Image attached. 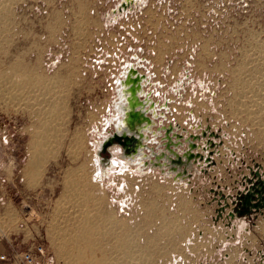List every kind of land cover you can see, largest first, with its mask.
Returning a JSON list of instances; mask_svg holds the SVG:
<instances>
[{
    "label": "rangeland",
    "instance_id": "374dc122",
    "mask_svg": "<svg viewBox=\"0 0 264 264\" xmlns=\"http://www.w3.org/2000/svg\"><path fill=\"white\" fill-rule=\"evenodd\" d=\"M124 1L0 0V244L42 239L52 264H90L96 242L109 245L91 223L110 216L135 233L142 257L131 264H229L219 256L244 248H261L260 261L246 263L264 264V213L229 227L227 208L215 207L236 162L187 186L174 171L122 159L104 176L97 158L113 157L98 151L115 130L104 129L110 81L137 52L151 59L160 96L176 97L179 119L196 126L191 133L219 134L211 167L244 142L248 161L264 169V0H135L120 9Z\"/></svg>",
    "mask_w": 264,
    "mask_h": 264
},
{
    "label": "water",
    "instance_id": "95a60500",
    "mask_svg": "<svg viewBox=\"0 0 264 264\" xmlns=\"http://www.w3.org/2000/svg\"><path fill=\"white\" fill-rule=\"evenodd\" d=\"M144 76L141 75L137 69L133 66H130L127 73L125 74L124 83H128L130 89L134 88L135 91H140L142 89V80ZM121 84V82H120ZM144 92L141 94V96ZM149 96V95H148ZM147 98H143L145 101ZM139 100V98H138ZM142 102L139 100V106H143L141 112L143 117L147 122L152 123L155 126L154 118H157L158 114L155 110V103L150 101L149 108H146L147 101ZM145 105V106H144ZM136 114L135 112H133ZM115 126V125H114ZM157 130L150 131V136L146 137V141H155L157 138H163L165 149L157 152L153 146H149L148 142L144 144V139L137 136L134 133L129 132H119L116 129L112 134L105 137L102 142V146L99 151H108L111 146L114 144L121 145L122 149L126 153H131L135 150L136 143L139 142L141 146L145 148L147 159L144 166L148 164L162 166L161 163L164 161V158H167L169 163V168L172 172L174 171L177 179L182 177H187L192 175L190 169H194V164L200 165V161H205L208 167H211L216 163L213 155L215 153L219 154L218 147L221 145L220 142L214 141L213 137H219V134L216 132H209L207 129H203L199 134H190V137H185L182 132L174 130V126H159ZM185 142L188 143L186 148H180L179 146L183 145ZM204 143V144H203ZM262 165L256 164L255 167H250L249 175H246L243 179V188L237 190L236 194L225 195L220 193L219 203L221 205L220 213L225 211L226 208L230 206L229 199L231 198L240 207L245 208L248 212H252V209H255V212L258 213L264 209V174L261 172ZM234 214V212H232ZM235 215V214H234Z\"/></svg>",
    "mask_w": 264,
    "mask_h": 264
},
{
    "label": "bare ground",
    "instance_id": "6f19581e",
    "mask_svg": "<svg viewBox=\"0 0 264 264\" xmlns=\"http://www.w3.org/2000/svg\"><path fill=\"white\" fill-rule=\"evenodd\" d=\"M138 1V0H137ZM2 8V7H1ZM0 8V10H1ZM8 8V7H7ZM18 66H14V72L16 74L17 70H18ZM21 68V67H20ZM6 71V70H5ZM12 73V74H13ZM22 74V73H21ZM22 77V75H21ZM32 78V77H31ZM35 78V77H34ZM40 80H42V78L40 77ZM124 80V79H123ZM14 81V79H13ZM23 81V80H22ZM37 81V80H36ZM45 81V80H43ZM50 81V80H48ZM20 82V81H18ZM33 82V81H31ZM121 84L118 88V92H117V96L116 99L114 101V111L112 113L111 118H108L107 121L110 122H114L115 125V129L119 132H131L136 134L139 137H142L144 139V144H146V139L145 136L151 138V133L150 131L153 130H157L154 129V125H152V123L149 122H145L143 120H146L143 116V113L141 112V109L143 106H139V100L142 102L144 101L143 98L141 97V94L143 93V88L140 89V91H135L136 89L132 88L130 89L129 84L128 83H124L123 81H120ZM21 83V82H20ZM29 83V82H28ZM40 92V91H39ZM17 95V94H16ZM21 97V96H20ZM147 98V100L145 99V101H147L146 104V108H149V103L151 101L150 97L146 94L145 96ZM139 98V100H138ZM18 99V98H17ZM144 101V102H145ZM145 106V105H144ZM133 112H137L136 114H134ZM60 119V118H59ZM58 122V121H57ZM62 122V121H61ZM45 127V126H44ZM43 127V128H44ZM148 127L149 128V132L145 131V128ZM47 131V130H46ZM38 132V131H37ZM36 132V133H37ZM39 134V133H38ZM41 134V133H40ZM106 134H103V136H105ZM39 137V136H38ZM107 137V135L105 136ZM44 139V138H43ZM36 141V140H35ZM42 141V140H41ZM102 142L103 139L98 140V149L100 150L101 146H102ZM118 145L114 144L113 146H111L109 149L112 152L113 157L109 160L108 163H104L102 158L100 157V155H97L100 164L102 165V172L103 175L106 176L109 173V170L115 166V159H122L124 160L126 163L128 164H134L136 165V169H142L145 161L147 159V154L145 151V148L143 146H141V144L139 142L136 143L135 146V150L132 151L131 153H126L124 150H121V148H117ZM98 150V151H99ZM167 160V158H164V161H162L161 165H163V163H165V161ZM34 156L31 159V164L34 163ZM36 161V160H35ZM40 162V161H38ZM36 163V162H35ZM148 166L150 167H154L155 165L153 164H148ZM263 167V166H262ZM164 173H166V175H172V171L171 170H165ZM73 188V187H72ZM78 188V187H77ZM71 189V188H70ZM76 192V191H75ZM88 194V193H86ZM85 197V196H84ZM87 201V200H86ZM80 202V201H79ZM88 202V201H87ZM88 204V203H87ZM122 205V204H121ZM82 207V206H81ZM65 208V207H64ZM78 211V209H76ZM83 210V209H82ZM76 211V212H77ZM88 211V210H87ZM80 213V212H78ZM82 213V212H81ZM94 214V212L92 213ZM85 215V213H84ZM99 214L97 213L96 216H98ZM80 216V215H79ZM90 216V215H89ZM77 218V217H76ZM99 218V217H98ZM85 219V218H84ZM89 219V218H87ZM85 219V220H87ZM93 219V217H92ZM99 220V219H98ZM96 221L93 220V224L91 223V225L93 227H91L90 231H92V233H99L100 231L106 232V234H109V245L108 247L103 246V243L100 244L99 242L97 243V246L99 247V250L97 251L96 249V253H93V258L91 257L90 259V264H105L104 262H108L109 260H111V263L113 262V264H131L132 259L133 260H140L142 257V251H141V247L137 248L138 245H135L136 242L134 239L133 234L131 230H129L126 227H122L121 225L119 227H122V230H118L115 225L116 222L114 223L115 225L113 226L111 224V217H107L106 219H101V221ZM89 221V220H88ZM87 221V222H88ZM76 222V221H75ZM78 222V220H77ZM83 222V220H82ZM86 222V223H87ZM84 223V224H86ZM89 224V223H87ZM79 225V224H78ZM88 225H86L87 227ZM85 227V226H84ZM81 230H83V228L79 227ZM89 228V227H88ZM77 229V227H76ZM120 229V228H119ZM87 230V229H86ZM84 231V230H83ZM89 231V230H88ZM80 232V231H79ZM83 233V232H80ZM79 233V234H80ZM91 233V232H89ZM68 235V234H67ZM85 235V234H83ZM81 236V235H79ZM84 237V236H83ZM86 237V235H85ZM100 237V236H99ZM151 237V236H150ZM153 237V236H152ZM73 238V236H72ZM93 239V238H92ZM155 239V238H154ZM72 240V239H71ZM96 240V239H94ZM157 240V239H156ZM155 240V241H156ZM90 241V240H89ZM106 242V241H105ZM157 242V241H156ZM92 243V242H91ZM138 243V242H137ZM70 243H68L69 245ZM155 244V243H154ZM157 244V243H156ZM67 245V246H68ZM89 245V244H88ZM149 245V244H148ZM74 246V245H73ZM79 246V245H78ZM93 246V245H92ZM154 246V245H153ZM84 247V246H83ZM67 248V247H66ZM77 248V247H75ZM79 248V247H78ZM81 248V247H80ZM131 248H133V250L131 251ZM135 248V249H134ZM154 249V248H153ZM78 250V249H77ZM148 250V249H146ZM79 251V250H78ZM84 251H86L84 249ZM88 251V250H87ZM83 251H81L82 254ZM158 252V251H157ZM156 252V253H157ZM68 253V252H67ZM84 253V252H83ZM87 253V252H86ZM153 253V252H152ZM155 253V252H154ZM73 254V253H72ZM69 255V254H68ZM76 255V254H75ZM88 255V254H86ZM85 255V256H86ZM155 255V254H154ZM158 255V254H157ZM65 256V255H64ZM78 256V255H77ZM84 256V255H83ZM74 257V256H73ZM79 257V256H78ZM82 258V257H81ZM86 258V257H85ZM90 258V256H89ZM73 259V258H71ZM70 260V259H69ZM89 260V259H88ZM75 261V260H74ZM70 262V261H68ZM86 263V262H84ZM147 263V262H146ZM145 263V264H146ZM73 264V263H72ZM76 264V263H74ZM80 264V263H79ZM87 264V263H86Z\"/></svg>",
    "mask_w": 264,
    "mask_h": 264
},
{
    "label": "built area",
    "instance_id": "2783aa9c",
    "mask_svg": "<svg viewBox=\"0 0 264 264\" xmlns=\"http://www.w3.org/2000/svg\"><path fill=\"white\" fill-rule=\"evenodd\" d=\"M131 2L133 3L135 0H125L120 9H126L128 4H131ZM122 61L123 63L120 65L118 73L114 75L110 81V85L115 91V95L118 92L120 81L125 78V74L127 73L129 67L133 66L141 75L144 76V79L142 80L144 94L141 97L145 98L147 94L149 95L152 102L155 103V110L158 114L157 118H154L156 123L154 126L155 128H158L159 126L173 125L175 131L180 132V130H182V133H189L188 129H190V127H196L194 124L189 123V121L179 119V110H182V108H180L178 105L179 102H177L176 97L174 98L173 96H170L171 93L167 92L166 94L160 96L161 90L165 91V88L161 89L162 85L159 83L160 80L157 79L158 73L157 71L152 70V66L154 65H152L151 59L147 58L146 56L139 55L137 52H132L129 56V59H124ZM177 90L180 92L179 88H172V92ZM110 124L114 125V122L109 123V121H107L105 123L106 128L104 129H107ZM112 133L113 132H109L106 135L109 136ZM105 136L103 137L105 138ZM47 255V247L40 243L28 249H19L12 243H4L2 248L0 246V264H52V262L48 260Z\"/></svg>",
    "mask_w": 264,
    "mask_h": 264
},
{
    "label": "crops",
    "instance_id": "0c3cea01",
    "mask_svg": "<svg viewBox=\"0 0 264 264\" xmlns=\"http://www.w3.org/2000/svg\"><path fill=\"white\" fill-rule=\"evenodd\" d=\"M153 128L156 129L155 127H153ZM181 131L182 130H180V132ZM188 131H189V134L186 133V132L183 133L185 135V137H190L191 130L188 129ZM194 132H196V131H194ZM162 139L163 138H160V137L156 139V143H159V144H157L154 149L157 152H160L161 150L165 149L164 141H162ZM187 145H188V143L185 142L183 145H181L179 147L182 149V148H186ZM241 147L243 149H241V150L238 149L235 152L236 153L235 154L236 156H234L233 153H231V152H230L231 155L228 156L227 155V152H225V151L222 150L220 156L218 157L219 158V161H218V163H217L216 166L210 167L208 169H206V168H200L201 169L200 171L194 170V169H196L195 166H194L193 167L194 169H190V172H191L192 175H189L187 177H182V178H180L178 180H181V181L185 180V184H187V186H191L193 184L195 178L197 176H199L200 174H203V175L214 174L217 171L218 172L221 171V169H222L223 165H225V163H226L225 167L227 169H229V164L231 165L232 162H236L237 163V166H236L237 169H236L235 175H233L230 180L227 179L225 181L226 183L221 188L222 191L224 192V194H226L227 196L228 195H233L234 196L236 194L237 190L242 189L244 187L242 181H243V179L245 178L246 175H249V173H250V167H252V164H254V165L257 164L255 162V159L254 158L251 159V162L248 161V159H247V157L249 155L246 152H247V148H249V146L247 147V144H245L243 142L242 144H240V148ZM250 149L251 148H249L248 150H250ZM149 169L150 170L153 169V170H155L156 172H158L159 174H161L163 176L166 174V173H164V171L166 169L163 166L162 167H160V166L149 167L148 170ZM261 172L264 174V169L263 168L261 169ZM222 178L223 177L221 176V180H223ZM212 190L213 189L210 188V192ZM218 193L220 194L221 191H218ZM215 198L216 197H213V200ZM229 202H230V206L226 209V211L224 212V215H223V218H225L224 219L225 220L224 224L229 225V227L231 226V224L233 226V223L232 222H234V221L237 222V221H241L242 219H244V221L246 222L247 220H250L251 218H255L257 216V214H259V213L253 212V214H251L249 216H237V215H234V214H232V212L236 208L237 204L236 203L234 204V201H232L231 198L229 199ZM219 204H220L219 201H215V207L216 208H219ZM261 213H264V209L262 211H260V214ZM246 237H248V236H246ZM38 243L44 244L45 246H47V244H46V242L44 240H42V239H35L32 242H30L29 245H27V246H25L23 248L19 247V245H18V248L19 249H28V248L34 247ZM0 246L2 248L3 247V243H1ZM227 251L228 250H225V253L221 254L219 256V259L218 260H221L222 258H224L222 256H225V257H227L226 260H227V262H229V264H247L246 262H249L250 260H254L253 258H256V257H258V261H260V256L263 255V250L261 248H258V249L244 248L243 250H240V252L236 253V255H237L236 258L230 259V256L228 258V255L230 253V250H229V252H227ZM249 255L252 256L251 259L248 258ZM48 260H49V258H48ZM210 261H212V259Z\"/></svg>",
    "mask_w": 264,
    "mask_h": 264
},
{
    "label": "flooded vegetation",
    "instance_id": "af4514ba",
    "mask_svg": "<svg viewBox=\"0 0 264 264\" xmlns=\"http://www.w3.org/2000/svg\"><path fill=\"white\" fill-rule=\"evenodd\" d=\"M147 123L146 120H143ZM145 131L146 132H149V128L146 127L145 128ZM168 160V159H167ZM167 160L165 161V163H163V167L167 168V167H170L169 163L167 162ZM160 166V167H162ZM166 170H170L169 168H167ZM234 214L237 215V216H249L251 214H253V212H255V209H252V212H248L245 208L243 207H240L239 205L236 206V208L234 209Z\"/></svg>",
    "mask_w": 264,
    "mask_h": 264
}]
</instances>
